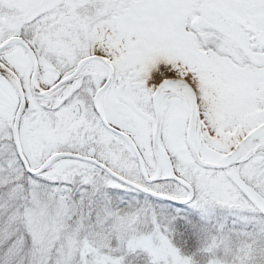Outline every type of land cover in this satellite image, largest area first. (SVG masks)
<instances>
[{"label":"snow or ice","instance_id":"obj_1","mask_svg":"<svg viewBox=\"0 0 264 264\" xmlns=\"http://www.w3.org/2000/svg\"><path fill=\"white\" fill-rule=\"evenodd\" d=\"M0 264H264V0H0Z\"/></svg>","mask_w":264,"mask_h":264}]
</instances>
